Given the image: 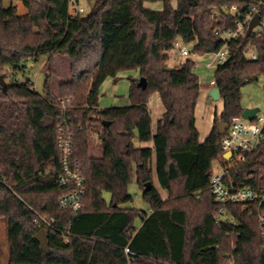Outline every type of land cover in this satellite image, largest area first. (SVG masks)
<instances>
[{"label": "trees", "instance_id": "trees-1", "mask_svg": "<svg viewBox=\"0 0 264 264\" xmlns=\"http://www.w3.org/2000/svg\"><path fill=\"white\" fill-rule=\"evenodd\" d=\"M21 1L27 14L0 0V76L6 77L5 65L24 69L45 55L48 70L43 94L26 91L28 81L7 89L0 84V217L8 264H264L259 208L231 203L236 223L218 221L219 203L210 189L213 162L222 152L218 124L242 113V88L264 75V36L253 30L229 41V57L215 70L224 108L203 142L195 124V60L168 64L178 40L194 43L191 53L219 50L224 40L216 29H235L256 5L264 17V0H95L85 12L71 9L79 0ZM249 48L256 57L247 55ZM55 55L70 58L71 76L59 93L51 82ZM127 70L139 72L131 78L130 103L100 108L104 81H117ZM141 77L146 88L138 84ZM155 92L166 109L156 132L150 109ZM64 118L74 135L72 162L84 176L78 211L60 204L68 190L58 183ZM98 131L103 152L96 156L91 134ZM232 176L264 186V142ZM134 177L149 211L123 206L134 200ZM41 228L50 253L35 238Z\"/></svg>", "mask_w": 264, "mask_h": 264}, {"label": "built area", "instance_id": "built-area-1", "mask_svg": "<svg viewBox=\"0 0 264 264\" xmlns=\"http://www.w3.org/2000/svg\"><path fill=\"white\" fill-rule=\"evenodd\" d=\"M17 4L19 0H10ZM260 1L259 4H261ZM236 7L234 6L229 10L231 14H235ZM74 12H85L87 8L82 6L73 5ZM260 13L259 5L253 7V9L247 13L244 19L237 22L235 29L226 30L224 32L216 29L215 34L221 36L224 40V44L219 50L211 52L214 56L208 63V66H217L220 63L226 61L229 57V41L238 38L246 34L249 22L251 19ZM253 30L258 35L264 36V17L261 16V23L257 25ZM178 44V43H177ZM179 50L183 55H190L191 50L185 43L179 45ZM247 55L256 57V53L252 50H247ZM211 85L215 86L216 81L213 79ZM64 103L65 100L61 99ZM58 142L61 152L62 173L58 178V183L62 187L68 188V190L60 197V204L63 208H69L73 211H78L83 206V194L84 176L80 171L77 164L72 162V153L74 147V135L70 125L64 118L62 124L59 127ZM264 142V116L259 115L258 112L254 118L249 119L241 114L234 116L230 123L226 133L222 137V152L220 156L214 160L218 163L217 169L214 168V173L211 179L210 189L211 192L219 203V213L216 215L218 221H228L236 223V220L229 210V204H240L242 208L248 209L255 205L259 208L258 219L264 238V186L256 188L246 184L245 181L238 182L232 176V171L247 159L259 145ZM226 152L232 153V159L226 160L223 155ZM66 240H69V236L66 235ZM264 248V243H263ZM126 251L129 253L130 249L127 247ZM132 258V257H130ZM230 264H236L232 259Z\"/></svg>", "mask_w": 264, "mask_h": 264}, {"label": "rangeland", "instance_id": "rangeland-1", "mask_svg": "<svg viewBox=\"0 0 264 264\" xmlns=\"http://www.w3.org/2000/svg\"><path fill=\"white\" fill-rule=\"evenodd\" d=\"M5 5L10 4V0H4ZM95 0H79L77 6H82L89 10ZM176 0H174V4ZM147 5H155L158 3L147 2ZM75 7V5H74ZM23 8V4L19 5V11ZM73 10V6L71 8ZM219 15V14H218ZM185 43L183 41H179L176 44L175 48L170 52V60L168 64L170 66H178L182 62H184L188 58H192L195 60L194 72L199 77L200 81V94L198 97V108L196 111V117L201 126H210L212 124V117L215 114L220 115L223 108V101L221 99L215 100L210 95V89L212 88L211 81L215 79V70L216 65L213 67L208 66V63L213 59L212 53H204L198 54L192 52L190 55H183L179 50V45ZM190 50L193 49L194 43H185ZM252 51V48L248 49ZM54 74L51 76V82L53 85V89L56 93H59L61 84L68 80L71 76L70 72V58L65 55H55L54 56ZM48 70L47 64V56H43L40 62L33 63L32 60L27 61V65L24 69L14 68L10 64L5 65L3 67V71L5 72V80L7 85L16 86L15 83L19 85L24 84L25 82H32L31 89H26L32 94H43L45 81H46V72ZM139 78V72L137 70H127L122 71L118 75L117 81L114 77H108L102 87H101V95H100V106L102 108L111 107V106H122L130 103L129 92L131 88V78ZM203 89L207 90V95L204 96L202 91ZM14 90L12 89V92ZM242 103L244 106L246 104H251L253 107H258L259 115L264 116V75H261L257 81H253L251 83L246 84L242 88ZM150 109L153 120V127L155 128L157 121L155 122L157 112L155 108V95L154 93L151 96L150 100ZM159 120V119H158ZM99 131H102V126H98ZM92 132L91 134V147L92 153L96 156L102 154V141L100 137V133ZM137 144H140L139 141L136 140ZM213 166L217 169L218 163L213 162ZM155 183H158L155 177ZM159 186V184H158ZM161 189V188H160ZM129 191L134 195L133 202L126 203L123 206H131L136 207L140 210L149 211L150 204L144 199L142 190L139 188V185L136 181V177L133 178V181L129 185ZM162 195L166 197V193L161 189ZM105 197L110 199V193L105 192ZM141 224V219H136V225L139 226ZM233 243V242H232ZM9 261V241L7 228L4 218L0 217V264H8Z\"/></svg>", "mask_w": 264, "mask_h": 264}, {"label": "water", "instance_id": "water-1", "mask_svg": "<svg viewBox=\"0 0 264 264\" xmlns=\"http://www.w3.org/2000/svg\"><path fill=\"white\" fill-rule=\"evenodd\" d=\"M261 23V15L260 14H256L251 21L249 22L248 25V29H247V34H251V32L253 31V29L259 25ZM0 84L4 89H7L8 85L6 83L5 77L3 75L0 76ZM139 86H142L143 88H146L148 85V81L146 79V77H141L140 81H139ZM209 95L215 99V100H219L221 99V91L220 88L218 86H213L210 89ZM259 111L258 107H246L243 109L242 111V115L246 118L252 119L254 118L255 114ZM107 123V122H106ZM109 124V123H107ZM229 127V124L226 122H219L218 124V131L221 134L226 133L227 129ZM224 159L226 160H231L232 159V153L231 152H226L223 155ZM151 183H149L150 185ZM35 238L40 242L42 249L46 252V253H50L52 251L49 243H48V238H47V233L46 230L44 228H41L35 235Z\"/></svg>", "mask_w": 264, "mask_h": 264}, {"label": "crops", "instance_id": "crops-1", "mask_svg": "<svg viewBox=\"0 0 264 264\" xmlns=\"http://www.w3.org/2000/svg\"><path fill=\"white\" fill-rule=\"evenodd\" d=\"M157 3H158L157 6L153 5L152 7H154V8H161L162 7V4L160 2H157ZM20 4H23V2L21 0H19L17 2L18 11H19V5ZM148 6H151V5H148ZM20 10L21 11H19V13L22 14V15L28 13V9H27V7L24 4H23V8L20 9ZM179 41H182V40H178V43H179ZM169 60H170V57H169L168 61ZM200 92H201V90H200ZM202 93H203L204 96H206L207 95V90L203 89ZM154 95H155V108H156V112H157V116H156L155 122L156 121L158 122V119L162 117V115L164 114V112H165L166 109H165V106H164V104L162 102V99L160 97V94L158 92H155ZM221 100L223 101L222 98H221ZM246 105L247 106H244L243 103H242V106L244 108H246V107H253L251 104H246ZM100 108H102V107L100 106ZM197 108H198V105H196V110H195V118H196L195 124H196L197 129L199 130L200 141L203 142V141H205L207 139V137L210 135V133L212 132V130L214 128L216 114H215L214 117H212V124L210 126H201L199 124V122H198L197 117H196ZM223 108H224V101H223ZM223 108H222V110H223ZM152 126H153V120H152ZM153 130H154V132H156V130H157V123H156L155 128L153 127ZM140 146H142V147H152L153 146V142L152 141L140 142ZM153 170H154V172H153L154 173V176L156 177V167L155 166H154V169ZM156 185L158 186V183H156ZM160 191H161V189H160ZM141 224H142V222H141Z\"/></svg>", "mask_w": 264, "mask_h": 264}]
</instances>
